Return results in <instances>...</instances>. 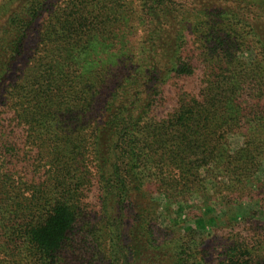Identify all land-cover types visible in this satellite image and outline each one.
Here are the masks:
<instances>
[{"label": "trees", "instance_id": "1", "mask_svg": "<svg viewBox=\"0 0 264 264\" xmlns=\"http://www.w3.org/2000/svg\"><path fill=\"white\" fill-rule=\"evenodd\" d=\"M151 189L264 213V0H0V264H208Z\"/></svg>", "mask_w": 264, "mask_h": 264}, {"label": "rangeland", "instance_id": "2", "mask_svg": "<svg viewBox=\"0 0 264 264\" xmlns=\"http://www.w3.org/2000/svg\"><path fill=\"white\" fill-rule=\"evenodd\" d=\"M33 34L30 35L25 53L19 58L15 66L24 62L27 50L34 43ZM9 80V78H8ZM168 94L171 90L168 89ZM173 109L171 103L166 104L156 112L157 117L165 116ZM234 143V141H232ZM152 190V199L158 212L157 229L162 234H169V237L175 235H186L188 232L195 242L199 244L198 251L202 252L205 261L208 264H218L232 241V236L241 229L242 233L247 235L246 229L249 224H240L234 220L233 216L248 218L258 214L257 218L264 224V213L257 212L255 202H241L233 205L230 202L215 201L211 208H208V197L205 195H193L177 201L168 200L157 191ZM213 198V197H212ZM218 198V197H217ZM255 219V218H254ZM201 223L199 226L198 224Z\"/></svg>", "mask_w": 264, "mask_h": 264}]
</instances>
